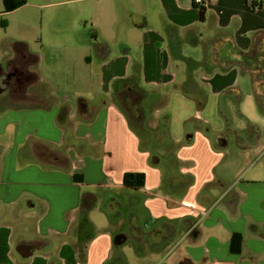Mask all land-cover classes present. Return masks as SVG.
<instances>
[{"label":"crops","instance_id":"0c3cea01","mask_svg":"<svg viewBox=\"0 0 264 264\" xmlns=\"http://www.w3.org/2000/svg\"><path fill=\"white\" fill-rule=\"evenodd\" d=\"M114 1L118 11L109 23L111 29L114 31L123 20L129 28L128 33L115 38L105 32L108 13L102 21L77 10L80 24L71 27L76 17L72 11L59 16L63 20L59 30H67L72 36L71 45L87 49L85 73L97 99L93 108L85 96L70 97L60 92L63 96L45 87L48 108L7 105L0 109V202L15 205L2 213L0 264H47L52 253L62 264L107 262L114 252L112 234L125 220H110L100 206L118 204L127 171L145 175L142 191L147 212L142 228L154 227L161 219L184 217L189 223V229H180L160 250L152 249L149 243L144 246V251L150 250L146 255H150L151 264H185L188 260L193 264H264V154L260 156L264 126L253 122L262 130L256 134L257 146L238 151L242 166L226 186L217 181L213 168L225 154H231L229 145L234 137L219 150L209 136L195 130L189 144L179 149L182 155L176 161V171L190 176V183L178 191L161 190L164 172L149 163V153L140 150V137L130 127L125 112L113 97L104 94L111 83H116L115 90L118 81L136 70L144 81L179 89L201 105L206 97L200 91V80L218 95L234 93L239 108V81L250 80L252 89L251 71L261 72L264 78V0H203L206 12L202 22L192 0H155L160 30L146 24L144 7L152 10L151 0ZM125 8L138 16L128 20ZM131 26L141 34L136 54L131 52L135 43L129 38L134 34ZM185 44L199 49L197 58L183 53ZM39 62L41 78L43 66L39 68ZM225 65L228 67L223 70ZM41 82L46 84L42 78ZM192 94H203L204 99L198 101ZM80 101L90 103L85 116L78 109ZM162 113L159 110V117ZM194 117L210 124L202 114ZM191 118L187 116L184 121ZM210 126L214 132L224 131L225 122L219 129ZM171 141L181 142L182 137L171 136ZM183 182L176 180L175 184ZM232 188L240 198L237 205ZM200 191L204 194L199 198ZM85 193H89L86 202H94L86 215L90 225L77 222ZM248 222L253 223L250 232ZM200 226L207 230L205 236L196 243L187 242L186 236ZM236 241L237 250L232 251L230 245ZM19 243L35 246L29 258L18 257L14 247ZM131 246L130 241L121 247L124 264L123 250Z\"/></svg>","mask_w":264,"mask_h":264},{"label":"rangeland","instance_id":"374dc122","mask_svg":"<svg viewBox=\"0 0 264 264\" xmlns=\"http://www.w3.org/2000/svg\"><path fill=\"white\" fill-rule=\"evenodd\" d=\"M155 4V0L150 1L149 7H152V10L144 7L146 9V24L148 27L160 30V28H162V23L159 19V9ZM4 8L3 0H0V55L2 54V47L4 45L12 43L14 40L26 42L28 49L33 52H38L40 56L39 68L43 66V71L40 72V74L41 78L46 82V84H43L44 87H47L50 92H59L58 94L63 96L65 94L70 97L72 95H80L81 98L85 96L87 101L96 104V95L93 94L92 85L85 73L87 64L85 63L84 56L87 49L81 46H79L80 48H75L76 45H71L72 36L67 34V30H59L60 26L63 25V20L59 16L66 10L72 11L73 14H75L74 16H76V11L78 10L87 17H97L99 20L104 21L108 13L110 20L106 18L107 25L105 26V32L110 33V36H114L115 38L116 36H121L124 31L126 33L129 31L128 25L124 23V20L118 24L116 29L114 28V31L111 29L109 23L113 20L114 16H116V11H118L116 2L114 0H25L24 4L20 7L7 11ZM55 16H57L56 19H54ZM70 16L72 18V15ZM78 22L79 19L76 16L74 20L70 22V27L72 25L78 26L80 24ZM130 29L131 33L134 34H130L129 38H132V41L134 40L135 43L133 47H131L132 51H129L136 54L139 51L141 34L139 29L133 26H131ZM180 49L177 50L180 52ZM182 50L185 55H189L193 58H197L199 55V49H193L186 44L182 47ZM93 68H95V66H93ZM132 69L133 65L129 64V70ZM132 73L136 80L132 79L131 83H134L138 87V90L141 89L146 92L152 91V93L158 94L157 99L152 103L153 107L150 108V125H157L159 110H161V112L169 111L168 134L175 138L182 137V134L186 130V126H189L193 132L198 130L204 132L205 135L208 134L205 133V129L210 128V131L214 132L211 130L210 124H212L215 129H219L218 127L223 126L225 119L218 109L220 99L218 93L214 91L211 86L197 80L199 82V88H201L200 91L204 92L206 97L204 103L200 105L179 89H177L179 90L177 91L168 85L159 87V83L144 81L143 77H138L136 70L132 71ZM247 79L249 80L248 75ZM114 84L115 83H111L110 88L104 93L106 96L113 97ZM239 84L241 89V100L238 102L240 112L248 121L259 122L264 126V114H261L257 110L259 108L255 103L252 89L249 88L251 87L250 80L246 83L239 81ZM117 85L118 88H120V84L117 83ZM176 85L178 86V83ZM60 92L66 93L63 94ZM132 96L133 93L129 95V98ZM13 110L14 109H12V111ZM225 110L227 109H224V112ZM197 114H202V117L209 120L210 124H206L194 117ZM187 116H192V118L184 121ZM134 132L140 137L138 132ZM221 134L227 135L229 141L233 140V135H228L225 131ZM139 141L140 147L141 138H139ZM187 144L189 143L173 141L168 145L162 144V146H153L152 148L156 155L158 154L162 157H166L168 154H173L178 159V157L182 155L181 152L179 153V149ZM140 150L144 151L143 148ZM155 166H158L161 172H165V164L163 162ZM166 186L167 183L164 182L163 179L161 190L166 188ZM1 231L2 230H0V234ZM147 243V241H144L142 244V254L136 253L132 246V248L128 247L123 250L127 264H151L150 255H146L150 250L144 251V246L148 245Z\"/></svg>","mask_w":264,"mask_h":264},{"label":"trees","instance_id":"16d2710c","mask_svg":"<svg viewBox=\"0 0 264 264\" xmlns=\"http://www.w3.org/2000/svg\"><path fill=\"white\" fill-rule=\"evenodd\" d=\"M24 2L25 0H3L4 7H5L4 9L7 11V10L20 7L24 4ZM191 5L193 8L197 10L198 15H199V21L202 22L205 18V12H206L204 1L201 0L197 2V0H192ZM125 15L128 20L129 19L133 20V18L138 16V14L131 12L127 8H125ZM12 43L16 45L17 47L28 49V45L24 41L14 40ZM28 51H29V55L33 57L31 65H30L31 75L38 82L39 87L43 88L44 85H43V82H41V78L39 76L38 67H37L40 56L38 52H33L29 49ZM227 67L228 66L226 65L222 66L223 70L227 69ZM260 74L261 72L259 73L256 71H251V84H252V89H253V93L255 96L257 107L259 108L261 112H264V78L260 77ZM125 79L135 80L134 76L130 75V76H127L121 79L118 82L121 83ZM137 93L141 97L139 108L130 109L128 105L130 101L128 100H129V95L131 94H126V92H124L123 90L121 91L118 88L114 90L113 100L117 103L118 107L125 112V115L127 117V121L130 127L134 131L138 132V134L140 135V138H141L140 147L148 151L149 163H151L152 165H155L154 160H150V156L152 154H155V152L152 151L153 150L152 147L162 146V144L164 145L170 144L169 142L171 140V137L168 134V124H169L168 122L170 119V114H169V111L163 112L158 119L157 125L153 127L149 123V119H150L149 112H150L151 105L157 99L158 94L152 93V92H146L143 90H139ZM221 95L222 93H219L218 95L220 99L218 109L222 117L225 119L224 131L228 135L234 136V142L231 145H229V148L232 151L231 154L229 153L225 154V158L221 162L217 163L214 166L213 170H214L215 176L217 177V181L222 186H226L225 184H227V182L233 178V175L235 174V172L242 166V158L239 156L238 151L241 149H247V148H252V147L257 146L258 139H257L256 134L257 132L262 133V130H261V126L258 123H253V122H249L250 123L249 128L246 132L238 133V132L229 130L228 121L226 118V114L224 112L223 101L220 98ZM133 96H135L134 93H133ZM133 96L131 97V99L134 98ZM192 96H195V98L198 99V101L200 99L201 102L204 99L203 94H194V95L192 94ZM44 99L46 100V102H42L41 104H37L33 107L41 106L44 108H48L50 106V102L48 101V99H46V97H44ZM24 107H29V106H24ZM205 123L208 124L207 122ZM157 129H160V131ZM205 130H206L205 133L206 134L208 133L207 135L211 138L213 147L219 150L223 149L219 147L217 143H214L212 141V135H215L216 133H222L223 131L212 132L210 131V128L205 129ZM155 131H159L160 134L155 135L154 133ZM258 135L260 134L258 133ZM52 155L54 154L52 153ZM165 159H166L165 161H168V159L172 160L174 164L177 161V158L173 154H168ZM52 162L58 163L53 160ZM59 164L60 163H58L57 165ZM176 165H177V162L174 165V172L170 173V170H168L165 164L164 181L167 183V186H166L167 188L178 191L180 188H182V186H185V187L188 186V184L191 181V177L178 173L176 171ZM173 174L177 176L178 178L177 180H179V182L180 181H184V182L181 185L179 183L175 184L176 181L174 180L171 181ZM144 182H145V175L143 172L127 171L123 174L122 190L119 195L120 199L118 200V204L116 202H113V203H116L117 207L112 213H108V212H105V213L107 214L110 220H117V219L123 218L125 220V223L121 229L115 231L112 234V243H113L114 252H113L112 257L104 264H124V256L121 252V247L127 242L131 241L132 244L134 245L135 250L138 253L141 252L142 242L144 241H148L152 249L160 250L161 249L160 247L164 243L166 242L170 243L174 240V238L177 237V234L180 229L190 228L189 223H186V220L184 219V217L171 219V220L161 219V221L167 223V225L173 229L174 237L171 240H166V241L160 240L158 242H154L151 239L152 229L146 228L142 230V227H141V223L143 222L146 216V212H147V210H145L144 205H143L144 195H143L142 190L144 187ZM231 191L233 193V199L235 198L234 202L237 205L240 201V198L237 196L238 193L235 190V188L234 189L232 188ZM88 194L89 193H85L84 197L82 198V203L79 207V216H78L77 222L79 223L84 222L90 225L89 221H87L86 215L90 207L92 206V204H94V202L90 204L86 202L88 201L87 200ZM203 194H204V191H200L199 198L202 197ZM14 207H15L14 204L5 205L0 202V223L3 221V218H1L2 213L5 210H9ZM252 224H253L252 222L247 223V230L249 232L251 231ZM199 229L200 230H198L197 227H195L192 230V235L194 234V236H196L195 239H192L193 236L188 234L185 238L186 241L193 242V243L200 241L207 233V230L201 226L199 227ZM134 231H137L138 235H134L133 234ZM139 231H141V235ZM143 231L145 233L147 232V235H145ZM233 236H236V235H233ZM233 239L236 240V237H233ZM46 240L51 241L52 239L47 238ZM15 241L17 242V240ZM237 242L238 241H236L235 243H231L230 247L232 251L237 250L236 249ZM47 264H62V263H61L60 258L55 253H52L48 258Z\"/></svg>","mask_w":264,"mask_h":264},{"label":"flooded vegetation","instance_id":"af4514ba","mask_svg":"<svg viewBox=\"0 0 264 264\" xmlns=\"http://www.w3.org/2000/svg\"><path fill=\"white\" fill-rule=\"evenodd\" d=\"M32 59L33 57L29 55L28 49L17 47L13 43H8L2 47V54L0 55V108L6 107L7 105L11 107H33L37 104H41L42 102H46V100L44 99L45 96L43 94V92L45 91V87L40 88L38 82L32 77L30 72ZM131 80L132 79L123 80L121 82L122 85L121 83H119L120 88L118 89L126 92L123 89V86L131 82ZM139 90H137L136 93L133 92L135 94L133 99L129 98L128 100L130 101V103H128L130 109L140 107L141 97L137 93ZM131 93L132 92H126V94ZM91 107H94V103L91 105ZM152 107L153 105L151 106V108ZM157 130L160 131V129ZM159 131H155V135L160 134ZM170 142L172 141L170 140ZM152 151L154 152V150ZM161 158V162L166 164L168 170H170V173H173V161L170 159H168V161H165L166 157L161 156ZM177 179V176L173 174L171 181H176ZM160 223L161 225L157 224L154 227H151V229L153 230L158 226L164 227L166 235L162 236L161 240H171L174 237L173 229L163 221H161ZM144 229L146 228H142V230ZM139 232L141 235V231ZM144 234L147 235V232H144Z\"/></svg>","mask_w":264,"mask_h":264},{"label":"water","instance_id":"95a60500","mask_svg":"<svg viewBox=\"0 0 264 264\" xmlns=\"http://www.w3.org/2000/svg\"><path fill=\"white\" fill-rule=\"evenodd\" d=\"M123 89L126 92L133 93L138 90V87L134 83L129 82L123 86ZM220 98L223 101L224 109H227L225 110V114L228 121V129L238 133L246 132L249 128L250 123L247 120V118H245V116L241 114L237 105V99L235 97V94L232 92H224L222 93ZM78 109L81 115L85 116L91 109L90 103L86 101H80L78 103ZM192 138H193V130L187 128L183 133L182 141L184 143H188L191 141ZM212 141L214 143H217L219 147H224L228 142V138L227 135L225 136L224 134L216 133L215 135H212ZM161 159L162 158L160 155L158 156L156 154H152L150 156V160H154L155 165L160 164L162 161ZM100 209H103L104 212L112 213L115 209V204L110 203L108 205H105L103 208L102 206H100ZM133 234L138 235V232L134 231ZM164 235H166L165 228L158 226L152 230L151 239L154 242H158L162 239V236ZM34 247L35 246L33 244L19 243L14 247V250L19 258L27 259L33 254ZM185 264H193V263L190 260H188Z\"/></svg>","mask_w":264,"mask_h":264},{"label":"built area","instance_id":"2783aa9c","mask_svg":"<svg viewBox=\"0 0 264 264\" xmlns=\"http://www.w3.org/2000/svg\"><path fill=\"white\" fill-rule=\"evenodd\" d=\"M199 1H201V0H197V2H199ZM263 154H264V148L261 150L260 156H262Z\"/></svg>","mask_w":264,"mask_h":264}]
</instances>
